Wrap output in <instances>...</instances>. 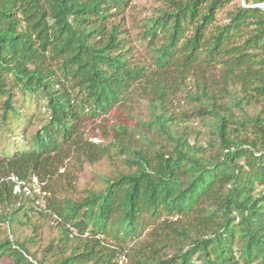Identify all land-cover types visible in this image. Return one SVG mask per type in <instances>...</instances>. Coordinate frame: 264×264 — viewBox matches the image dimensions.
Listing matches in <instances>:
<instances>
[{
  "label": "trees",
  "instance_id": "obj_1",
  "mask_svg": "<svg viewBox=\"0 0 264 264\" xmlns=\"http://www.w3.org/2000/svg\"><path fill=\"white\" fill-rule=\"evenodd\" d=\"M242 1L164 0L131 26L134 0H0V264H264V0ZM115 157L104 188L65 194L69 160ZM34 216L56 229L40 256Z\"/></svg>",
  "mask_w": 264,
  "mask_h": 264
},
{
  "label": "rangeland",
  "instance_id": "obj_2",
  "mask_svg": "<svg viewBox=\"0 0 264 264\" xmlns=\"http://www.w3.org/2000/svg\"><path fill=\"white\" fill-rule=\"evenodd\" d=\"M238 3H243L242 0H238ZM133 5L135 6L133 10L128 14L129 25L133 26L135 20L143 19L147 15H152L156 13V9L164 5V0H134ZM223 15L220 14V17ZM193 91L194 88H192ZM4 99L0 96V115L2 113V104ZM175 105H179L188 109L189 107L195 105V101L190 99L185 93L179 95L178 100ZM25 108L31 111L36 110V105L32 101L25 102ZM1 117V116H0ZM151 119V112L148 108V102L146 100L135 101L131 105L130 116L127 117L128 123L131 125H138L140 130L145 129L138 122L149 121ZM189 126L197 127L201 131L200 137L197 139L196 135L193 134L192 139L198 143H206L210 140L212 134L210 133L211 127L201 126L198 120H192ZM92 132V131H91ZM101 132V131H100ZM102 133V132H101ZM2 134V133H0ZM7 139L4 135L2 136V141L7 144ZM93 141H99L98 138H92ZM123 163L121 158H105L94 164H78L75 159L69 160L67 162L66 168L60 170L63 176L59 177V182L65 187L64 192L69 197L74 199H79L83 197L87 189L100 190L104 188L106 183V178L110 176H115L116 173L123 168ZM67 169V170H65ZM42 208L45 207L44 202H40ZM33 221L41 226V238L40 243L32 247L33 251H36L38 256L41 255V249L43 246L47 245L51 237L56 235V229L52 225V220L43 219L40 216H34ZM30 230L24 228L22 234H29ZM9 234V229L7 225L0 226V238H4Z\"/></svg>",
  "mask_w": 264,
  "mask_h": 264
},
{
  "label": "built area",
  "instance_id": "obj_3",
  "mask_svg": "<svg viewBox=\"0 0 264 264\" xmlns=\"http://www.w3.org/2000/svg\"><path fill=\"white\" fill-rule=\"evenodd\" d=\"M8 181H12L16 183L18 188L23 189V191L27 195L35 197L37 199L36 204L40 205L41 202L40 197H42L45 193L42 189V184L39 183L37 179H34L32 182H27V181H21L17 177L12 176L8 178ZM119 264H123V262L120 261Z\"/></svg>",
  "mask_w": 264,
  "mask_h": 264
},
{
  "label": "water",
  "instance_id": "obj_4",
  "mask_svg": "<svg viewBox=\"0 0 264 264\" xmlns=\"http://www.w3.org/2000/svg\"><path fill=\"white\" fill-rule=\"evenodd\" d=\"M254 6L264 9V4H257V5H254Z\"/></svg>",
  "mask_w": 264,
  "mask_h": 264
}]
</instances>
